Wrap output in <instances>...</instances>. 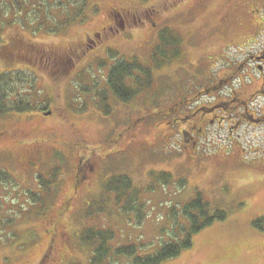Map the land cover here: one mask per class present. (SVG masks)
I'll return each mask as SVG.
<instances>
[{
  "label": "rangeland",
  "instance_id": "374dc122",
  "mask_svg": "<svg viewBox=\"0 0 264 264\" xmlns=\"http://www.w3.org/2000/svg\"><path fill=\"white\" fill-rule=\"evenodd\" d=\"M16 26L0 32V70L32 71L37 87H20L46 107L0 116V170L9 176L0 181V264H88L91 248L79 238L86 229L112 231L111 246L151 255L184 239L183 210L198 195L227 218L161 264H264V135L188 139L169 126L175 102L192 103L229 58L259 47L264 0H87L83 18L58 31ZM164 29L177 52L167 49L157 66L152 53ZM96 32L101 37L88 41ZM39 51L42 58L32 59ZM120 59L152 71L127 102L106 82ZM133 74L126 84L135 89L146 79ZM259 84L239 90L246 96ZM117 175L131 182L121 196L104 185Z\"/></svg>",
  "mask_w": 264,
  "mask_h": 264
},
{
  "label": "trees",
  "instance_id": "16d2710c",
  "mask_svg": "<svg viewBox=\"0 0 264 264\" xmlns=\"http://www.w3.org/2000/svg\"><path fill=\"white\" fill-rule=\"evenodd\" d=\"M87 0H0V32L5 26L17 25L16 27H33V32L37 30L49 29L51 32L58 31L69 25L71 22L81 20L84 16ZM19 25V26H18ZM178 41L175 37H170L167 30L159 33V44L152 53L157 66H162L167 58L165 54L168 49L170 56H176V45ZM20 42L8 41L7 46L16 47ZM173 45L174 48L168 47ZM19 55H30L32 50L28 45H21L15 48ZM42 51L34 54L42 58ZM28 57V56H27ZM134 72L141 74L146 81L140 82L138 76L137 87L131 88L126 84V80L132 77ZM32 71L26 69H4L0 70V116L7 114L25 113L31 110L44 111L45 107H35L32 104V96L24 94L21 87L23 83L34 84L37 87L36 77L30 76ZM152 77V71L149 67L140 64L136 59L127 61L125 59L117 60L110 68L107 75V86L115 99L127 102L135 97L141 90L147 88ZM30 80V81H28ZM30 86L35 88V86ZM32 90V89H31ZM107 112V110H105ZM8 172L0 170V181L8 180ZM130 179L126 175H117L111 177L105 182V190L115 192L118 196L124 195L130 188ZM126 190V191H125ZM93 204L91 203V206ZM141 207V205H140ZM183 214L189 221L188 229L183 228L185 233L183 240H171L164 243L156 253L146 256L136 254L134 245L111 246L113 232L109 230L86 229L80 234V241L91 248L92 255L88 264H111L117 257L129 259L130 264H161L163 261L175 258L187 248L192 246V237L203 228L211 225L215 221H223L227 218L224 210H215L210 213L208 204L197 196L190 202ZM260 219L253 222L258 226ZM42 264V262H41ZM84 264V263H74Z\"/></svg>",
  "mask_w": 264,
  "mask_h": 264
},
{
  "label": "flooded vegetation",
  "instance_id": "af4514ba",
  "mask_svg": "<svg viewBox=\"0 0 264 264\" xmlns=\"http://www.w3.org/2000/svg\"><path fill=\"white\" fill-rule=\"evenodd\" d=\"M260 31L258 41H253L254 45H259L256 50H247L239 59L227 58L222 75L212 76L191 98L196 97L192 103H174L173 111L177 114L169 121V126H178L174 135H183L188 139L191 135L201 138L208 135H264L263 26H260ZM98 34L101 37V33L96 32L94 38L87 37L88 41H93ZM254 82L260 84L244 96L239 90L241 86ZM199 94L208 100H200ZM179 113L183 116H178ZM261 161H264V157ZM90 169L82 174L81 179H87Z\"/></svg>",
  "mask_w": 264,
  "mask_h": 264
}]
</instances>
